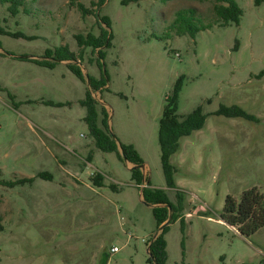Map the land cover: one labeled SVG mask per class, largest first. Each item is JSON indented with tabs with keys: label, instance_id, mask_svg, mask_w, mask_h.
I'll return each instance as SVG.
<instances>
[{
	"label": "rangeland",
	"instance_id": "1",
	"mask_svg": "<svg viewBox=\"0 0 264 264\" xmlns=\"http://www.w3.org/2000/svg\"><path fill=\"white\" fill-rule=\"evenodd\" d=\"M98 2L39 0L31 16L15 19L0 8L7 32L0 34V264H149V245L160 231L152 207L132 181L134 165L97 148L82 106L87 76H102L99 63L108 80L107 89L93 92L99 113L104 105L112 135L143 161L142 188L148 179L175 206L159 144L166 99L180 85L178 116L198 108L207 116L170 159L185 203L164 236L166 264H264V227L245 238L221 220L229 196L240 201L247 190L264 192V3L237 0L239 24L191 38L171 30L177 11L195 8L206 23L215 19L212 2L92 6ZM79 5L107 18L103 60L78 45L77 36L102 33L101 20L84 16ZM63 48L78 60L54 68L31 62H54ZM222 105L238 106L254 120L216 114ZM97 174L102 187L92 181ZM25 178L34 181L16 184Z\"/></svg>",
	"mask_w": 264,
	"mask_h": 264
},
{
	"label": "trees",
	"instance_id": "2",
	"mask_svg": "<svg viewBox=\"0 0 264 264\" xmlns=\"http://www.w3.org/2000/svg\"><path fill=\"white\" fill-rule=\"evenodd\" d=\"M39 0H0V8H5L7 16L11 19H15L21 15L31 16L30 5L37 3ZM107 0H99V2L92 3L93 7L102 6ZM198 2L210 1L214 4L213 14L215 19H203L202 15H197L195 8H187L178 10L176 13V20L173 23L171 30L177 36L189 35L191 38H195L200 32L207 31L213 28L215 25H228L230 23L239 24L241 17L243 16V10L239 6L237 0H193ZM264 3V0H255L257 6ZM80 11L85 15H95L97 19L101 20V32L96 36L93 33H89L86 38L77 36V42L80 48H92L93 52L98 51L100 60H103L104 53L102 47L109 46V33L104 26L109 27L107 18H100L96 10H89L80 6ZM210 20V21H208ZM208 21V22H207ZM104 25V26H102ZM0 34H7L6 28L3 26V20L0 16ZM1 48V46H0ZM65 48L57 51L54 62L39 61L37 59L31 60V62L54 68L57 63L62 62H76L78 58L75 54H69ZM53 53L48 51L46 53V59H51ZM68 68L82 81H85V77L77 64L69 63ZM102 76L100 79L88 75V83L90 91L87 92L86 99L82 101V106L87 108L88 114L86 122L90 128V135L94 139L97 148L105 153H115L118 158L123 160L124 158L136 166L131 170L132 181L138 188L142 189V196L144 202L152 207L153 215L158 227L161 230V234L157 239L151 241L149 245V264H166L167 252L166 242L164 239L165 234L168 232L170 224L176 222L179 218V213L182 211L185 203L184 193L177 190V185L174 179L176 173V167L170 164V159L173 155L177 154L180 150L181 139L187 136H191L194 132L202 130L206 125L207 116L203 114L202 109L198 108L191 114L184 118H180L177 114L178 111V99L180 93V85L176 86L174 92L166 99V105L164 107L163 116L160 121L159 129V144L161 148L162 163L164 167V173L166 178V185L168 189H175L177 191L176 199L178 206L173 204L166 192L163 189H156L150 186L147 179V185H144L145 177L141 166L143 161L138 155L133 146L120 145L123 153L120 151L118 141L116 137L112 135L109 129L110 113L107 108L102 105V113L100 114L97 105L98 101L94 98L93 92H103L107 89V77L103 74V66L99 63ZM218 115L226 116L228 118H244L246 120H254V117L244 111L238 106L227 107L222 105L220 110L216 113ZM99 117L102 118V127L99 125ZM91 161V159H90ZM41 176L49 177L48 174H42ZM51 178V176L49 177ZM104 178L102 175L97 174L93 179L95 186L102 187ZM34 179H21L16 184L32 183ZM15 184H11L13 186ZM221 220L232 228L238 230L241 236L249 238L256 234L261 228L264 227V192L259 188L245 191L240 201H237L232 196L226 199L224 209L221 213ZM1 222V219H0ZM1 228V224H0Z\"/></svg>",
	"mask_w": 264,
	"mask_h": 264
},
{
	"label": "water",
	"instance_id": "3",
	"mask_svg": "<svg viewBox=\"0 0 264 264\" xmlns=\"http://www.w3.org/2000/svg\"><path fill=\"white\" fill-rule=\"evenodd\" d=\"M118 145H119V143H118ZM120 146V145H119ZM120 151L123 153V151H122V149H121V147H120ZM125 159V158H124ZM125 161L127 162V163H129V164H131L130 162H128L126 159H125ZM136 166H133L131 169H133V168H135ZM144 166H141V169L143 168ZM145 187V186H144ZM142 198H143V196H142ZM144 200V199H143ZM161 234V230L159 231V233H158V235H156L155 237H154V240L155 239H157L158 237H159V235Z\"/></svg>",
	"mask_w": 264,
	"mask_h": 264
},
{
	"label": "built area",
	"instance_id": "4",
	"mask_svg": "<svg viewBox=\"0 0 264 264\" xmlns=\"http://www.w3.org/2000/svg\"><path fill=\"white\" fill-rule=\"evenodd\" d=\"M117 250H118L117 248L112 249V251H114V252H116Z\"/></svg>",
	"mask_w": 264,
	"mask_h": 264
}]
</instances>
